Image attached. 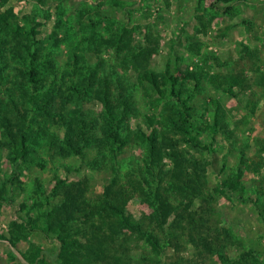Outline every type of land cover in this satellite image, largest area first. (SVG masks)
Returning a JSON list of instances; mask_svg holds the SVG:
<instances>
[{
  "label": "rangeland",
  "instance_id": "rangeland-1",
  "mask_svg": "<svg viewBox=\"0 0 264 264\" xmlns=\"http://www.w3.org/2000/svg\"><path fill=\"white\" fill-rule=\"evenodd\" d=\"M8 8L14 9V26L25 31L33 27L36 35L27 39L12 33L4 36L2 54L8 61L0 63L5 75L0 79V121L3 115L11 123L16 121L26 104L30 125L48 128L50 136L32 145L35 162L24 168L21 184L9 185L14 204L0 205V236H17L21 219L36 220L58 206L61 195L46 200L57 181L85 190L86 202L95 205L112 182L114 167L122 183L141 181L147 173L140 167L146 151L140 132L161 130L158 121L164 101L139 80V72L148 69L158 75L166 71L176 75L177 66L183 71L198 68L199 81L187 85L184 97L193 107L196 135L209 150L178 144L196 195L163 189L174 167V162L165 159L166 180H155L164 204L177 207L167 224H148L151 210L140 194L127 197V212L137 221L143 219V231L159 240L158 252L131 229L110 231L98 214L83 224L87 216L78 218L76 207L69 217L80 227L73 236L82 245L79 259L86 256L87 264H114L117 257L130 264H264V0H0V13ZM68 36L70 40L65 39ZM75 46L87 58L83 74L69 61ZM145 49L150 53L140 55L138 63L134 56ZM33 63L43 83L36 100L40 102L45 94L50 97L44 111L38 110L36 102L28 105V98L22 96L29 85L25 71ZM93 69L98 75H93ZM105 79L112 83L116 102L120 101L116 83H121L137 110L125 115L120 126L127 139L121 154L114 158L109 146L99 152L95 143L85 147L81 156H55L58 141L51 139L58 133L63 138L61 111L66 121L76 110L80 122L97 123L95 139L101 142L103 106L96 94L104 89ZM164 81L161 78L163 88ZM215 121L218 126L213 133ZM7 149H0V186L13 178ZM84 207L80 211L87 214ZM104 219L114 224V218ZM93 223L98 227L94 229ZM38 226H45L42 218ZM94 231L113 234L105 242L107 257L97 261L92 255L87 258ZM25 232L27 239L17 244L22 253L42 248L46 253L42 264L61 263L55 236ZM0 264L23 262L0 241Z\"/></svg>",
  "mask_w": 264,
  "mask_h": 264
},
{
  "label": "trees",
  "instance_id": "trees-1",
  "mask_svg": "<svg viewBox=\"0 0 264 264\" xmlns=\"http://www.w3.org/2000/svg\"><path fill=\"white\" fill-rule=\"evenodd\" d=\"M55 1L65 2L66 0ZM216 1L230 2L232 0ZM1 5L3 6L4 4ZM13 18H15L13 8H8L5 12L0 13V63L8 61V57L2 54L3 46L6 44V42H4V36L12 33L17 36V38L27 39L36 35V31L33 27H31L29 31H25L21 26H14L11 21ZM65 39L70 40V36ZM26 48L31 52L32 48L30 46H26ZM149 53L150 51L145 49L138 56L135 55L134 58L139 63V56H146ZM12 55L15 56L17 53ZM31 56L33 57L34 54L32 53ZM69 61L74 68H77V71L79 70L78 72L80 74H83V70H87V58L80 53L79 46L71 48ZM131 64H133V62ZM3 70L4 67L0 65V79L4 80L5 75L3 74ZM175 72L176 75L171 74V71H166L167 74L164 73V75H158L148 69L139 72V80L148 83L153 90L160 94V101H164V106L162 108L163 116L162 119L158 121V124L161 125V130L155 127L152 128L154 126V121H151L150 126L153 125L151 127V133L147 134L143 130L140 132V138L146 146L145 155L140 159V167L143 169H141L142 172L147 173V175H145L141 181L138 180L135 181V183H128L127 185V183L125 184L121 182L118 177L120 171L117 167L113 166L112 182L105 187L104 194L100 197L98 205L88 204L86 202L85 190H75L72 184L67 185L63 181H57L52 193L49 197H46V200L49 202L51 197L53 198L61 195L62 200L58 206L49 209V211L43 213L36 220L21 219L22 224L19 225L20 228L17 230V236H0V241L6 242L11 251L17 255L23 264H42L45 263L46 257V253L42 248L35 249L34 252H29L28 254H24L18 249L17 244L19 241L27 239L28 237L27 232L24 233L25 230L28 232H42L46 238H51L52 235L55 236V239L59 244L57 256L61 260L60 264H87L85 263L86 256L83 259H79V257H83L80 253L82 249L81 243L78 240L73 239V236L80 232V227L74 224L69 217V215H72L71 212H73L76 207L78 218L87 216L82 220L83 224L88 223L92 217H95V215L98 214L101 218L102 225L108 226L110 231L115 227L131 229L140 233L155 251L158 252L161 250L159 240L156 236L152 233L143 231V219L137 221L127 212V197L133 196L137 193L140 194L142 203L147 204L151 210L148 224L152 226L156 223L160 227H163L167 224L169 218L177 209V207L164 204L160 189L158 186L156 187L155 178H157V180L160 178L159 181L162 182L166 180L164 178L167 174L164 170V167L166 166L165 159H170L174 162V167L172 171L170 170L167 185L163 189L178 192L181 195L192 194L193 196L196 194L192 193V191L195 192L197 187L194 182L190 180L192 175L189 174L187 168L183 166L186 162L184 159L185 153L179 150L178 144L180 142H186L194 147L202 148L206 151L209 150L208 145H203L196 135L195 124L192 120L193 107L188 102V99L184 97V90H186L185 88L187 85L191 82L198 83L201 72L198 68L193 71H190L189 69L183 71L179 66L176 67ZM93 75H98L97 71L94 69ZM25 76L29 85L25 87L22 96L28 98V105H32L36 102L38 110L44 111V109L47 108V100L50 97L45 94L40 102H37L36 100V98L38 99V94L42 91L43 86L42 74L39 71L38 66L33 63L31 67L25 71ZM160 77L162 80L163 78L165 80L163 82L165 88L161 86ZM111 88V81L105 79L104 89L96 94V99L101 102L103 106L102 119L104 123L102 127L103 138L101 139V142L99 143V141L95 139L97 123L90 122L87 124L84 123V121L80 122L76 110L71 111L69 114L70 120L66 121L64 112L61 111L59 119L62 122L63 138H61V134L58 133L54 135L56 139H51L58 141L54 147L55 156L64 158L81 156L84 153L83 150L85 147H89L95 143H98L96 144L95 149L99 150V152H101L102 147L105 146L108 148L107 146H109V151L113 153L114 158L121 154V150L127 144V139L123 138L120 126L123 123L125 115L128 113L133 114V112L137 110L134 108L135 105L132 96L124 94L127 93L128 90L123 87L121 83H116L118 97L120 98L119 102L114 100ZM81 91L82 90L76 89L77 93H80ZM65 108H67V104H65L64 109ZM30 113V109L25 104L24 112L17 116L16 121L11 123L8 115H3L0 121V129L2 130L3 138L0 139V149L4 147L8 148V160L13 169L12 180L4 182L0 186V205L5 203H8L9 205L14 204V196L8 195L9 185L16 187L21 184V176L24 168L33 165L35 162L34 158L31 157V154L34 153L32 145H38L40 138L50 136L48 128L44 126L33 128L30 125V122H32V119H30ZM0 114H2L1 110ZM148 120L150 121V118ZM217 126L218 122L215 121L211 128L213 133L216 132ZM205 129L208 130L209 128L205 127ZM171 133L180 134V137H175L176 135ZM36 166L43 167V164H37ZM194 170L196 174L197 169ZM146 176L148 178H146ZM84 206H87V209H89H86L85 212L83 211L87 214L81 213V207ZM104 217L114 218V224H109V221L105 220ZM41 218L45 222L43 228L38 226V222ZM92 227L95 229L98 226L93 223ZM112 236V232L107 234L94 231L89 238L90 247H88V250H90V253H88L87 258H91V255L95 261L100 260L101 258H106L107 249L105 242L107 239H113ZM114 264L130 263L117 257Z\"/></svg>",
  "mask_w": 264,
  "mask_h": 264
}]
</instances>
